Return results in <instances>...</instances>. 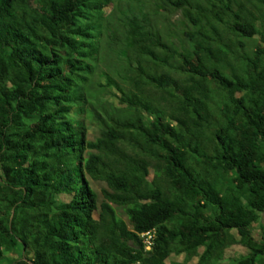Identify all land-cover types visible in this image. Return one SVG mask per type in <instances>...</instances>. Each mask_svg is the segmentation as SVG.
<instances>
[{
	"label": "trees",
	"instance_id": "16d2710c",
	"mask_svg": "<svg viewBox=\"0 0 264 264\" xmlns=\"http://www.w3.org/2000/svg\"><path fill=\"white\" fill-rule=\"evenodd\" d=\"M261 216L264 0H0V264H264Z\"/></svg>",
	"mask_w": 264,
	"mask_h": 264
},
{
	"label": "rangeland",
	"instance_id": "374dc122",
	"mask_svg": "<svg viewBox=\"0 0 264 264\" xmlns=\"http://www.w3.org/2000/svg\"><path fill=\"white\" fill-rule=\"evenodd\" d=\"M151 5L153 3L151 2ZM107 13H109V10H107ZM182 20V15L180 13L175 14L171 18V23L173 25V31L179 32V24L180 21ZM258 40L253 43L251 46V50L255 48V45L257 44ZM107 54V55H106ZM105 55L108 57L105 59L104 63H102L99 66L100 70L105 71L107 67L110 64V59L109 56H111V53H106ZM109 55V56H108ZM115 56H112V58ZM115 59V58H114ZM114 61V60H113ZM115 63V62H114ZM119 63V62H118ZM119 67V66H117ZM99 77H96V81L98 80ZM101 83L106 84V80L102 79L100 80ZM94 93H96L97 99L93 101V103L97 106V110H99L98 115L105 117V113L103 112V108H106L107 111L112 112L113 110L122 109V105L120 104L118 100V92L115 89L112 90H102L99 86H96V90H94ZM84 120L86 121L87 127H88V134H87V139L88 141H95L97 138L100 137V131H101V126L98 121L95 119H89L88 117H84ZM150 175L151 179L154 177V171L150 169ZM86 179L89 181L91 188L96 192L98 196V202L99 205L106 201V193L107 192H112V189L109 187L107 182L105 181H96L93 180L90 176H86ZM115 209H117V212L119 216L130 226L129 219L127 215L124 213V211L120 208H118L116 205L111 204ZM131 228V226H130ZM263 230H264V216H261V219L258 223L254 224L252 226V234L254 238L258 241L261 242L262 236H263ZM203 249L199 250V254L203 253ZM248 250L241 246V245H234L228 248L225 253L224 257L221 261L223 264H229L232 263L236 260H239L242 256L247 255ZM33 259V255L31 253H26L22 251L21 249H17L11 253H7L5 255V258L2 262V264H14L18 261H23L27 262L28 260ZM199 261V257H194L192 260L189 262H186V256L185 255H176L173 254L170 259L167 261V264H197Z\"/></svg>",
	"mask_w": 264,
	"mask_h": 264
},
{
	"label": "built area",
	"instance_id": "2783aa9c",
	"mask_svg": "<svg viewBox=\"0 0 264 264\" xmlns=\"http://www.w3.org/2000/svg\"><path fill=\"white\" fill-rule=\"evenodd\" d=\"M145 248L147 251H151L154 244L155 231L147 232L141 235Z\"/></svg>",
	"mask_w": 264,
	"mask_h": 264
}]
</instances>
